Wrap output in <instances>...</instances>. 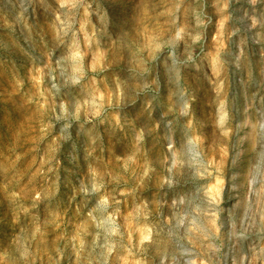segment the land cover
Listing matches in <instances>:
<instances>
[{
	"label": "rangeland",
	"instance_id": "1",
	"mask_svg": "<svg viewBox=\"0 0 264 264\" xmlns=\"http://www.w3.org/2000/svg\"><path fill=\"white\" fill-rule=\"evenodd\" d=\"M0 264H264V0H0Z\"/></svg>",
	"mask_w": 264,
	"mask_h": 264
}]
</instances>
